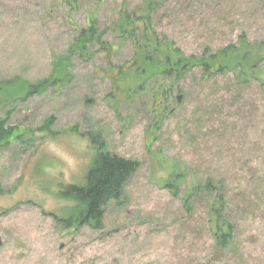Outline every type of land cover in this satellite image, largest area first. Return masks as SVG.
I'll use <instances>...</instances> for the list:
<instances>
[{"label":"rangeland","instance_id":"1","mask_svg":"<svg viewBox=\"0 0 264 264\" xmlns=\"http://www.w3.org/2000/svg\"><path fill=\"white\" fill-rule=\"evenodd\" d=\"M125 14L145 15L138 38L163 46L151 62L119 36ZM91 24L100 40L75 45ZM229 45L224 72L161 75L162 52ZM261 81L264 0H0V120L15 129L0 142V264H264ZM89 134L138 163L98 228L60 194L85 182ZM207 180L213 192L191 196ZM210 205L230 227L226 247Z\"/></svg>","mask_w":264,"mask_h":264},{"label":"trees","instance_id":"2","mask_svg":"<svg viewBox=\"0 0 264 264\" xmlns=\"http://www.w3.org/2000/svg\"><path fill=\"white\" fill-rule=\"evenodd\" d=\"M151 6H153L151 3H147L148 9ZM148 9H146L147 13ZM145 18V15L134 17L132 14H125L123 22L119 25V36H126L129 39L135 40L137 48L141 47L145 50V53L143 54L144 56H142L144 62L148 63L152 61L154 54L157 55L162 51L160 47L163 46L160 41L150 39L148 35H145V32L142 37L138 38L135 22L141 19L145 20ZM98 35L97 37L95 36V29L93 24H91L89 28L80 31L75 45L81 43L80 46L84 47L85 43L90 38L99 41L100 38ZM236 47L235 45H229L216 53L203 52L200 56L191 55L184 58L180 55L173 59L171 58V53L169 54L170 51L162 52L164 57L163 65L165 68L161 70V75H165L168 78L173 77L174 75L179 76L180 73L184 74L185 72L192 70L194 67L200 68L203 74H207L211 70L224 72L228 67L219 60V56L227 55L225 53L229 54L236 52ZM131 63L132 66H137V55ZM59 81L61 80L53 77L51 78V83H49L50 79L46 78L39 81V83L30 84L26 96L37 94L40 91H43L47 86ZM262 84L264 85V82H262ZM13 130L15 129L7 127L4 120H0V142L10 136L13 133ZM88 137L91 144L95 147V156L92 165L85 174V182L83 185L71 184L61 191L60 194L62 197L68 198L77 204V207L80 209V223H90L93 227L98 228L101 226L105 206L112 201H118L120 199L124 185L136 172L138 163L135 160L124 158L109 152L105 147V143L102 140H98L97 135L89 134ZM181 178V174L172 173L164 186L170 191L175 188L177 189L181 182ZM200 190L213 192L211 181L207 180L204 186H192L191 196ZM173 193L175 192L173 191ZM220 200L221 198L219 199V202ZM210 215L213 218V228L216 240L218 243H221V247H226L229 240H231L232 235L230 227L225 225L222 221V207L210 205ZM64 221L65 223L67 222L65 225L70 224V219L67 218L64 219Z\"/></svg>","mask_w":264,"mask_h":264},{"label":"water","instance_id":"3","mask_svg":"<svg viewBox=\"0 0 264 264\" xmlns=\"http://www.w3.org/2000/svg\"><path fill=\"white\" fill-rule=\"evenodd\" d=\"M178 99L180 98V97H177Z\"/></svg>","mask_w":264,"mask_h":264}]
</instances>
